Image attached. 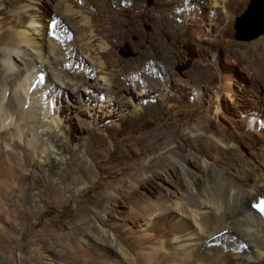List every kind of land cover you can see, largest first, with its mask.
Wrapping results in <instances>:
<instances>
[{"label": "bare ground", "instance_id": "6f19581e", "mask_svg": "<svg viewBox=\"0 0 264 264\" xmlns=\"http://www.w3.org/2000/svg\"><path fill=\"white\" fill-rule=\"evenodd\" d=\"M226 1L195 0L199 4L195 3L194 8L200 14L195 18L206 26L207 37L222 21L217 17L228 18ZM177 2L188 15L186 10L193 5L191 1ZM113 3L114 0H53L51 4L50 0H0V136L6 140L3 149L10 150L6 161L0 160V168L5 170L3 181L16 175L12 163L14 159L21 169L28 163L34 164L39 178H33L30 185H35L39 192L74 176L79 182L81 177L75 174L70 177L76 171L99 174L91 156L94 149H109L111 134L121 126L141 119L148 112L160 113L157 102L169 98L167 88L172 80L167 76L172 67L167 63L169 56L161 65L157 49L163 51L165 47L154 43L156 48L152 50L157 52L144 65L145 72H131L129 67L121 76L119 62L111 55L110 43L117 37L113 33L117 21L110 16L109 8ZM258 3L256 11L253 10L249 17H257L254 22L261 25L264 24V2ZM46 4L50 6L49 12L45 10ZM180 14L170 13L167 25H174L176 16L179 17L176 21L181 23L193 19ZM252 27L256 24H251ZM248 29L244 28L242 32H249ZM258 44L264 47V38L253 45L259 48ZM219 51L217 57H223L225 52H221V48ZM261 54L262 57L253 59L244 56L243 60L233 61L249 88L256 87V90L264 85V51ZM167 64L171 67L165 66ZM231 72L228 71L211 94L210 115L217 124L218 117L223 114L224 100L231 98L234 102L236 99L232 88L234 73ZM143 74L159 80L155 89L142 82ZM41 76L44 77L43 82H40ZM256 79L261 85H252ZM195 83L199 86L197 81ZM138 84L144 93L150 88L155 95L138 99L134 92ZM71 95L75 96L78 106L72 108L84 124V131L79 136L72 134L69 124L73 112L66 101L71 99ZM197 96L200 101L202 94L197 92ZM115 97L126 101L122 120L117 124L104 123L105 108H115ZM112 111H108L109 114L113 115ZM240 117L237 128L251 134V137L254 135L253 140L259 145L255 161L244 159L237 140L227 137L228 143H222L216 135L207 134L205 127L207 129L209 125L202 123L196 124V131L190 130L189 126L182 129L181 137L161 148L154 156L146 157L135 173L137 178L144 180L147 177L148 181L163 175L184 186L183 189L178 186L176 192L167 191L158 200L147 199V205L143 207L144 215H135L136 230L141 235L156 237L164 231L168 235L174 246L169 264H204L202 255L219 258L225 247L247 263L252 259L258 260L264 254V213L253 207L264 201V126L256 114L245 112ZM200 134L227 150L228 163L237 159L241 168L238 179L227 177L217 167V159L212 162L184 152L186 141ZM152 140L153 137L147 147L153 148ZM20 145L27 151L22 149L17 155L12 150H17ZM235 151L241 154H235ZM137 152L138 155L144 154L139 150ZM127 179L131 183L130 188H133V176ZM29 189L24 198L32 200L34 198ZM114 192L115 188L110 185L105 193L99 195L100 213L110 210ZM100 232L109 239L108 245H105L106 256L112 258L115 264H127L131 252L123 249L113 234H107L105 230ZM86 234L88 232L80 233V239L85 243ZM162 243L165 245L166 242ZM161 247L144 249L143 260L151 262L156 255L167 254Z\"/></svg>", "mask_w": 264, "mask_h": 264}, {"label": "rangeland", "instance_id": "374dc122", "mask_svg": "<svg viewBox=\"0 0 264 264\" xmlns=\"http://www.w3.org/2000/svg\"><path fill=\"white\" fill-rule=\"evenodd\" d=\"M177 1L114 0L113 5L109 7L110 16L117 21V27L113 30L117 37L113 38L110 44L113 50L111 55L119 62V74L124 75V69L129 67L131 72L140 70L144 73V65L159 51L161 65L166 62L164 58L169 56L167 63L172 67L168 64L165 66L171 67L167 76L172 80L167 88L169 98L157 102L160 113L151 111L141 119L121 126L111 134L112 145L109 149L102 147L94 149L91 156L99 174L76 171L71 173L70 177L74 174L81 177L79 182L74 176L73 179L47 186L39 192L35 185L33 187L30 185L33 178L34 180L39 178L34 164L28 163L21 169L14 159L12 163L16 175L7 181L2 180L5 170L0 168V264H115L112 258L106 256L105 245H108L109 239L101 234L102 230L107 234H113L117 243L131 252L127 264H169L174 246L170 243L168 235L164 233L165 231L156 237L141 235L136 230L135 215H144L143 207L147 205V199L158 200L157 198L165 195L167 191L176 192L178 186L181 189L184 186L175 184L163 175L155 176L149 181L147 177L144 180L137 178L135 173L142 167L143 160L154 156L161 148L181 137L188 126L190 130L196 131L197 125L202 123L209 125L207 129L205 127L206 133L216 135L215 137L222 143H228L227 137L237 140L244 159L248 161L257 159L259 145L253 140L255 136L252 135V138L251 134L239 130L237 125L241 113L246 112L258 115L264 126V85L256 79L252 85H261V88L256 90V87H251V90L243 80L239 68L233 63L234 60H243L244 56L253 59L262 57L261 53L264 51L262 45L258 44L259 48L253 45L260 38H264V31L248 37L249 32H242L235 24V18L246 9L249 0H227L228 18L217 17L222 21L214 27L209 37L206 36V26L195 18L200 15L199 10L194 8L195 3H199L190 0L193 7L191 5L187 7L186 15ZM52 2L53 0H50V4ZM48 5H45L46 12L50 11ZM173 12L175 15L183 13L193 19L181 23L176 21V17L179 18L176 16V23L168 26L166 20ZM102 23L99 22L100 25H103ZM154 43L159 45L161 43L165 50H152L156 48L153 46ZM219 48L221 52H225L223 57H217ZM228 71L234 73L232 88L236 99L233 102L231 98L225 97L223 118L218 117L217 124L210 115L211 94L220 85L221 79L228 75ZM142 77V82H147V85L154 89L159 82L157 78H151L146 74ZM177 80L182 83L179 84ZM196 81L199 86L195 85ZM153 91L147 88L144 93L139 84L134 90L135 97L140 100L155 95ZM197 92L202 94L201 102L198 100ZM66 102L73 112L69 121L72 134L79 136L84 131L82 129L84 124L72 108L78 107L75 96L71 95V99H67ZM113 102L115 108H105L104 123L117 124L122 120V109L126 101L124 98L115 97ZM111 109L113 115L108 112ZM151 137L153 148L147 147ZM5 142V137L0 136L2 161H6L10 152L3 149ZM213 143L215 142L212 139L200 134L186 141L184 152L198 159L207 158L212 162L217 159V167L227 177L235 176L238 179L241 168L238 167L237 159L228 163L225 155L227 150ZM19 147L21 149L16 148L17 150L12 151L17 155L22 149L27 151L21 145ZM137 150L144 154L138 155ZM239 151L234 153L241 154ZM191 161L194 162L193 159ZM129 176H133V188H130L131 183L127 179ZM110 185L115 188L114 196L110 199L111 208L106 213H100L99 195L105 193ZM13 187L15 189L10 190ZM27 188H30L29 193L36 200L32 197L34 201L24 198ZM127 226L132 229L129 230ZM81 232H88L84 239L87 243L80 239ZM162 242H166L165 245ZM161 245L167 254H158L153 257V261L150 260L151 262L143 260L144 249L149 247L157 249ZM222 249L219 258L210 254L202 255L204 264H264V254L258 260L252 259L247 263L228 248Z\"/></svg>", "mask_w": 264, "mask_h": 264}, {"label": "water", "instance_id": "95a60500", "mask_svg": "<svg viewBox=\"0 0 264 264\" xmlns=\"http://www.w3.org/2000/svg\"><path fill=\"white\" fill-rule=\"evenodd\" d=\"M258 1H261L262 3L264 2V0H249L246 9L240 14V16L235 18V24H236L238 29H241L243 31L244 28H247V27L249 28L248 29L249 30L248 37L255 36L259 32L264 31V24L259 25V22H254V21H256L257 17L256 18L255 17H253V18L249 17V15L252 13L253 10H254V12L256 11ZM251 24H253V25L256 24V27L250 28Z\"/></svg>", "mask_w": 264, "mask_h": 264}, {"label": "snow or ice", "instance_id": "6c2138e0", "mask_svg": "<svg viewBox=\"0 0 264 264\" xmlns=\"http://www.w3.org/2000/svg\"><path fill=\"white\" fill-rule=\"evenodd\" d=\"M44 77L41 76L40 77V82H43ZM262 205H264V201H261L259 204L257 205H253L254 208H257L260 212L264 213V207H262Z\"/></svg>", "mask_w": 264, "mask_h": 264}]
</instances>
